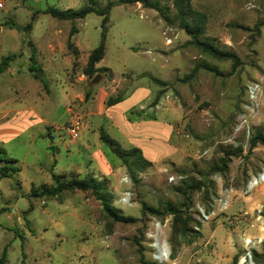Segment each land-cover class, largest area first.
<instances>
[{
	"label": "rangeland",
	"instance_id": "374dc122",
	"mask_svg": "<svg viewBox=\"0 0 264 264\" xmlns=\"http://www.w3.org/2000/svg\"><path fill=\"white\" fill-rule=\"evenodd\" d=\"M95 1L0 0V67L6 63L0 70V168L18 169L0 174L2 264H232L235 257L238 262L246 237L264 238V181L246 192L251 177L264 172V144H252L264 134V0H191L208 17L203 38L234 52L240 59L236 67L234 60L190 43L172 0L161 1L164 14L141 2ZM109 3L105 26L104 16L95 12L73 20L45 12L50 6L89 4L105 9ZM73 26L77 31L71 34ZM102 31L104 57L89 77L84 68ZM199 64L212 69L195 70ZM32 65L38 69L30 70ZM141 85L153 96L127 118L154 119L157 106L150 104L162 91L161 119L174 127L167 144L173 158L145 170L114 154L99 131L103 126L115 134L101 89L116 87L110 96H127ZM74 118L81 125L76 138L66 130ZM86 140L104 145L110 178L85 169ZM52 174L62 175L61 182L88 175L105 179L112 205L136 221L113 219L92 190L46 194L56 186ZM226 188L233 190L222 210ZM128 191L130 202H123ZM169 207L188 222H176ZM156 236L167 245L166 258L156 257ZM253 258L264 264V240Z\"/></svg>",
	"mask_w": 264,
	"mask_h": 264
},
{
	"label": "trees",
	"instance_id": "16d2710c",
	"mask_svg": "<svg viewBox=\"0 0 264 264\" xmlns=\"http://www.w3.org/2000/svg\"><path fill=\"white\" fill-rule=\"evenodd\" d=\"M122 2H141L144 6L154 8L158 11H160L162 14L163 8L161 6L162 0H121ZM91 3H96L95 0H90ZM173 6L176 9V18L178 19L179 25L182 29H184L191 37L190 43L195 44L199 48H201L204 52L209 53L210 55L222 59H232L234 60L233 67H236L237 64L240 62L239 57L231 51H223L219 49L212 41L209 39L203 38V34L206 29L207 24V14L204 11L195 9L192 5L191 0H172ZM112 3H109L105 9L96 8L94 6L84 5L80 8H67V9H60L54 6L48 7L45 12L50 13L52 16L57 17L59 19L63 20H73L77 18H84L89 13L95 12L98 15H103V21L102 26H105V23L108 20L107 13L110 10ZM39 11H36L33 15V19L36 17ZM33 25V20L29 22L26 25V29H31ZM77 28L73 26L71 30V34L73 32H76ZM106 32L102 31L101 34V40L98 46H96L94 49L91 50V52L88 55L87 65L84 68L85 74H87L89 77L93 76L94 73L99 70L97 67V63L104 57L106 45ZM70 44V43H69ZM33 54L32 59L35 58L36 49L33 47ZM6 63H3L2 67H5ZM205 67L208 69H212V67H209V65H203L199 64L195 70L198 67ZM0 67V70L2 69ZM38 68L35 65H32L30 67V70L36 71ZM194 70V71H195ZM193 74V73H191ZM154 80L162 85H165L166 83L158 78H154ZM89 92L86 93V97L89 96ZM162 94V91L158 92L155 99L151 102L150 106H155L159 102L160 96ZM125 94L118 93L117 95L110 96L105 100V104L107 106L114 105L122 100L125 99ZM154 119L156 117H153ZM131 120V117L128 118ZM100 139L101 141L110 148V150L116 154L118 157L124 159L125 163H128V158L132 159V164L138 168L139 170H145L148 167L153 165V162L149 159H147L141 148L139 147H130L125 148L121 145V143L111 136L106 129L101 126L100 129ZM257 142H261L264 144V134L258 133V135L254 138V141L252 142L253 145H255ZM227 159H222V167L221 169H225L227 167ZM7 169L6 171H4ZM10 170L17 171L18 169L14 166H4L0 168V174L1 176H8V172ZM62 175H56L52 174L53 180L56 182V186L52 189H47L45 191L48 195H57L61 193L64 190H72V189H80V190H92L93 194L101 201L104 209L106 212L116 221L120 222H134L136 221L135 217L132 216H125L118 212V210L112 205L111 203V197L109 195V191L107 190V183L105 179H97L94 176L88 175L84 178H77L73 177L65 182L60 181V177ZM146 210H149L151 213L154 214H162L158 209L153 208H146ZM174 214V220L177 222L178 220H182L185 224L188 222L189 218L186 217L185 219H182L181 217V211L175 207H169V209ZM3 209L0 208V212H2ZM181 214V215H180ZM188 218V219H187ZM6 260V252H4L3 256L0 258V264L4 263ZM237 257L234 258L232 264H236Z\"/></svg>",
	"mask_w": 264,
	"mask_h": 264
},
{
	"label": "crops",
	"instance_id": "0c3cea01",
	"mask_svg": "<svg viewBox=\"0 0 264 264\" xmlns=\"http://www.w3.org/2000/svg\"><path fill=\"white\" fill-rule=\"evenodd\" d=\"M112 87V86H111ZM102 98L107 99L111 94L117 90L116 87L112 89H101ZM153 96V90L148 86H138L134 88L124 100L107 106L105 104L104 112H107L109 123L114 127L115 134L113 135L123 147H139L144 156L153 163L165 159H172L169 150V141L174 132V127L171 123L165 122L161 119L164 113L162 101L157 103L156 118L155 119H140L130 121L127 118V113L134 107H144L145 103ZM118 112L120 114H118ZM48 135L51 134L47 133ZM74 143V142H73ZM165 144L167 148H165ZM82 149L87 154V162L85 169L96 172V176L111 177L113 170L109 164L108 157L104 156V145L101 143L90 142L86 140L82 143ZM70 151V150H69ZM56 163V159L54 161ZM56 165V164H55ZM76 172L78 170H75Z\"/></svg>",
	"mask_w": 264,
	"mask_h": 264
},
{
	"label": "built area",
	"instance_id": "2783aa9c",
	"mask_svg": "<svg viewBox=\"0 0 264 264\" xmlns=\"http://www.w3.org/2000/svg\"><path fill=\"white\" fill-rule=\"evenodd\" d=\"M80 127H81V125H80L79 118H74L69 122V124L66 127V130L71 137L76 138L79 135ZM174 179H175V176L172 175L170 177V180H174ZM263 181H264V172L259 173L256 176H252L251 179L246 184V192L251 191L255 186L262 183ZM232 190H233V188H226L222 191L225 194L224 196H222L219 199V205H220L222 210H223V208L228 206L230 193ZM126 194L127 195L122 198V201L123 202H130V200H129L130 191L126 192ZM199 209L205 218L210 217V214H206L204 209H202V208H199ZM259 217H262V215H259ZM263 240H264V238L262 236L255 237V238L246 237L244 239L245 252H244V254L241 255V257H239L237 264H257L255 259L253 258V249L255 247L259 246L260 244H262ZM153 246L157 250V253H158L156 255L157 258L163 259V258H166L168 256V250H167L166 243L158 241L157 236H156L155 243H153Z\"/></svg>",
	"mask_w": 264,
	"mask_h": 264
},
{
	"label": "water",
	"instance_id": "95a60500",
	"mask_svg": "<svg viewBox=\"0 0 264 264\" xmlns=\"http://www.w3.org/2000/svg\"><path fill=\"white\" fill-rule=\"evenodd\" d=\"M39 73H40V75H42V74H43V73H42V71H40Z\"/></svg>",
	"mask_w": 264,
	"mask_h": 264
}]
</instances>
